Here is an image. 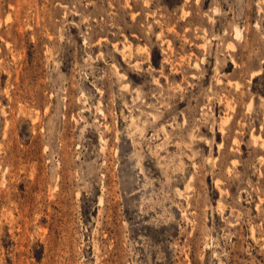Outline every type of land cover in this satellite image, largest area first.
Here are the masks:
<instances>
[{
    "label": "rangeland",
    "instance_id": "374dc122",
    "mask_svg": "<svg viewBox=\"0 0 264 264\" xmlns=\"http://www.w3.org/2000/svg\"><path fill=\"white\" fill-rule=\"evenodd\" d=\"M0 264H264V0H0Z\"/></svg>",
    "mask_w": 264,
    "mask_h": 264
},
{
    "label": "bare ground",
    "instance_id": "6f19581e",
    "mask_svg": "<svg viewBox=\"0 0 264 264\" xmlns=\"http://www.w3.org/2000/svg\"><path fill=\"white\" fill-rule=\"evenodd\" d=\"M236 28H237V27H236ZM236 28H235V29H236ZM236 33H237V32H236ZM238 34H239V32H238Z\"/></svg>",
    "mask_w": 264,
    "mask_h": 264
}]
</instances>
